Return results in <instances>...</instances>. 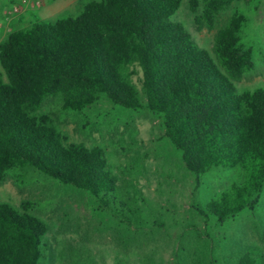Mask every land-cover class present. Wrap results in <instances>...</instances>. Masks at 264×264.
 <instances>
[{
    "label": "trees",
    "instance_id": "1",
    "mask_svg": "<svg viewBox=\"0 0 264 264\" xmlns=\"http://www.w3.org/2000/svg\"><path fill=\"white\" fill-rule=\"evenodd\" d=\"M180 0H91L76 16L47 21L32 14L26 28L0 41V183L6 172L30 166L56 181L85 190L107 208L116 176L104 149L70 143L37 114L45 98L81 111L101 94L114 105L146 108L162 120L163 135L198 178L211 167H239L233 183L204 210L224 222L252 210L264 186V89L238 93L234 82L253 68L252 50L239 44L244 21L233 14L214 37V53L201 48L172 19ZM237 0H204L201 17L211 28L216 15ZM190 11L196 12L191 0ZM142 71L145 104L124 77L125 65ZM0 203V264H42L47 225ZM237 264H254L244 255Z\"/></svg>",
    "mask_w": 264,
    "mask_h": 264
},
{
    "label": "rangeland",
    "instance_id": "2",
    "mask_svg": "<svg viewBox=\"0 0 264 264\" xmlns=\"http://www.w3.org/2000/svg\"><path fill=\"white\" fill-rule=\"evenodd\" d=\"M21 0H0V41L15 28H26L32 14L47 21L76 16L91 0H26L19 13L4 16ZM38 2V5L31 6ZM180 0L174 21L218 64L214 37L233 14L244 21L239 44L252 50L253 68L235 81L238 93L264 89V0H237L220 11L211 28L201 17L204 0ZM1 72V68H0ZM122 74L135 87L141 103L142 71L136 62ZM67 142L104 149L117 179L107 208L89 192L65 185L30 166L6 172L0 203H7L47 225L42 238V264H237L246 254L264 264V186L252 210L243 209L224 222L197 210L218 200L221 191L244 180L239 167H211L198 178L184 166L181 152L163 135L160 116L146 108L114 105L101 94L93 105L72 111L59 95L45 98L37 111Z\"/></svg>",
    "mask_w": 264,
    "mask_h": 264
},
{
    "label": "built area",
    "instance_id": "3",
    "mask_svg": "<svg viewBox=\"0 0 264 264\" xmlns=\"http://www.w3.org/2000/svg\"><path fill=\"white\" fill-rule=\"evenodd\" d=\"M29 5V2L26 0H21L18 3L12 4L10 5L9 9L4 11V16L6 18H9V16H12L14 14L19 13V11L23 8V7H27ZM33 5H38V2H34L31 4V6ZM2 27V24H0V28Z\"/></svg>",
    "mask_w": 264,
    "mask_h": 264
}]
</instances>
